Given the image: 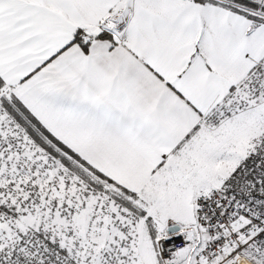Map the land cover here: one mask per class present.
<instances>
[{"label": "snow or ice", "instance_id": "6c2138e0", "mask_svg": "<svg viewBox=\"0 0 264 264\" xmlns=\"http://www.w3.org/2000/svg\"><path fill=\"white\" fill-rule=\"evenodd\" d=\"M0 264H264V0H0Z\"/></svg>", "mask_w": 264, "mask_h": 264}]
</instances>
